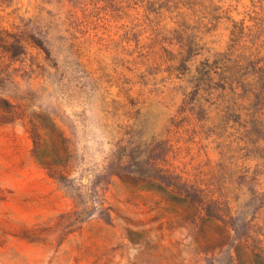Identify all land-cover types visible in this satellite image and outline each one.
I'll use <instances>...</instances> for the list:
<instances>
[{
	"label": "rangeland",
	"instance_id": "374dc122",
	"mask_svg": "<svg viewBox=\"0 0 264 264\" xmlns=\"http://www.w3.org/2000/svg\"><path fill=\"white\" fill-rule=\"evenodd\" d=\"M0 28V264H255L264 0H0Z\"/></svg>",
	"mask_w": 264,
	"mask_h": 264
},
{
	"label": "trees",
	"instance_id": "16d2710c",
	"mask_svg": "<svg viewBox=\"0 0 264 264\" xmlns=\"http://www.w3.org/2000/svg\"><path fill=\"white\" fill-rule=\"evenodd\" d=\"M8 36H9V33L7 30L5 29H1L0 28V47L3 48L4 50L6 51H12V48H13V43H11L9 40H8ZM192 47V46H190ZM187 61V59H183L182 60V63L184 64V62ZM208 74V73H207ZM224 80H225V84L228 83L229 80H231V84L232 85H237L238 87L241 86V88H244L246 86V84H244L243 80H242V77H233V76H225L224 77ZM196 84H195V91L193 92V94L191 95V97L189 98V100L187 101L188 103V106H189V110L190 112L195 115L197 114V117H198V120L199 122L201 123L200 125V133L203 134L205 133L206 131L207 132H215V130L217 128H219L218 126H208L207 130H206V124L204 123L203 121V118H201V113L203 112V109L201 108V106H197L196 104H194V100H195V96L200 88V84H201V79H198L195 80ZM223 87V86H222ZM225 88V87H224ZM241 127H246L245 125L243 124H240ZM52 127L55 128V124L52 125ZM252 134L251 131H247L246 132V136L250 137V135ZM35 146H34V154L35 156L41 161V163L43 165H50L48 160H45L44 158H42V156H39V153H38V149H39V144L35 141L34 142ZM246 248H250L251 249V252L254 256V262L255 264H264V253L262 252V250H260L257 246L255 245H251V246H246ZM238 251V249H237ZM240 254V252L238 253V255Z\"/></svg>",
	"mask_w": 264,
	"mask_h": 264
}]
</instances>
